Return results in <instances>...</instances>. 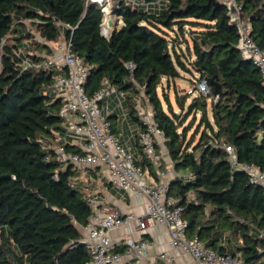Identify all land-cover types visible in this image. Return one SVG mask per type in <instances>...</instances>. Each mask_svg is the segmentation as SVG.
<instances>
[{
    "label": "trees",
    "instance_id": "obj_1",
    "mask_svg": "<svg viewBox=\"0 0 264 264\" xmlns=\"http://www.w3.org/2000/svg\"><path fill=\"white\" fill-rule=\"evenodd\" d=\"M237 2L264 49V0ZM113 10L124 25L106 38L104 13L87 0H0V264L90 261L79 225L88 223L92 205L74 179L78 168L64 166L52 148L66 131L61 101L49 90L55 70L24 64L51 52L47 41L60 35L56 21L74 27L65 33L90 69L85 84L90 94L107 78L125 92L124 109L140 124L137 98L152 106L175 170L192 175L176 176L168 185V194L178 198L175 205L182 206L188 235L240 255L243 264H264L263 187L234 168L226 150L232 145L240 161L264 170V80L239 49L226 1L165 0L161 9H150L116 0ZM180 78L192 83L206 78L211 92H180ZM108 119L119 133L118 113ZM135 163L157 177L141 147Z\"/></svg>",
    "mask_w": 264,
    "mask_h": 264
},
{
    "label": "built area",
    "instance_id": "obj_2",
    "mask_svg": "<svg viewBox=\"0 0 264 264\" xmlns=\"http://www.w3.org/2000/svg\"><path fill=\"white\" fill-rule=\"evenodd\" d=\"M87 1L101 7L104 13L101 33L106 38L124 25L123 16L113 10L116 0ZM127 1L150 9H161L165 4V0ZM225 1L231 21L239 33V49L260 69L264 80V49L252 37V24L244 17L237 0ZM109 19L113 20L112 24L108 23ZM24 21L30 23L31 20ZM56 23L60 27V35L55 42L47 41L51 52H42L43 59L40 61H31L29 58L24 61L28 67L55 70L49 90L54 98L61 101L59 114L66 129L65 134L58 137L59 143L52 145L56 159L64 166L71 164L78 169L104 166L108 179L118 189L130 195L139 194L146 201V210L142 214L132 210L124 213L112 206L91 203L92 214L89 221L81 225L83 232L81 241L89 251V264H153L154 243L150 239L144 236L137 238L130 236L123 250L117 249L112 240L110 235L112 229L127 226L131 234L133 223L134 230L138 233L157 224H164L171 242L201 264H243L240 255L219 253L206 246L199 236L188 235V221L182 216V206L175 205L178 198L168 194L169 183L164 180L167 172L162 167L160 148H166L165 134L158 126L152 106H145L140 97L137 100L136 105L142 124L137 139L143 153L152 161L157 177L149 169L135 163L136 155L122 142L123 132L115 133L108 119V115L114 110L108 109V105L104 106L103 102L113 94L117 97V108L122 109L126 117L125 92L104 78L101 86L90 94L85 86L90 69L83 58L73 52L71 38H67L65 33L66 27L71 29L74 27L62 21ZM36 36L39 41L46 42L38 33ZM127 66L132 71L135 68L133 62L127 63ZM138 88L144 95L143 87L138 85ZM188 92L210 94L211 87L206 78H201L192 83ZM212 99L217 101L218 95L214 94ZM104 108H107V113L104 112ZM67 143L78 146L80 151L68 149ZM226 150L232 166L245 171L250 181L261 185L264 190V170L254 163L240 161L232 145H227ZM47 158L51 159L52 156L48 155ZM157 257L162 264H180L168 251L158 253Z\"/></svg>",
    "mask_w": 264,
    "mask_h": 264
},
{
    "label": "crops",
    "instance_id": "obj_3",
    "mask_svg": "<svg viewBox=\"0 0 264 264\" xmlns=\"http://www.w3.org/2000/svg\"><path fill=\"white\" fill-rule=\"evenodd\" d=\"M138 100V98H137ZM105 102V103H104ZM103 102L104 106L108 105V109L115 110L118 113V125L123 132L122 142L126 146H129L136 156L140 154V146L137 142V134L141 128L139 121L133 119L129 114V111L125 109L127 113L124 117L122 109L117 108V97L111 95ZM104 112L107 113V108H104ZM160 152L164 161L163 169L167 172L165 181L170 183L174 177H183L184 179H190L192 177L188 170L176 171L171 161L170 155L167 149L161 147ZM77 175L74 177L76 184L79 185L83 192L87 193V196L91 198L90 203L97 205H108L114 208L122 210L124 213L132 210L137 214H142L146 210L145 198L139 194L130 195L124 191L118 189L107 177L106 169L104 166L97 165L94 167L79 168ZM91 180V183L89 182ZM82 181H87L84 183ZM134 223L132 224V232L129 234L127 226H120L111 230L110 235L113 242L116 245L125 244L128 237L133 236L135 238L144 236L150 239L154 246L152 248V254L155 261L153 264H162L161 260L157 257L158 253L162 251H168L176 257L180 264H201L195 261L188 253L182 250L179 246L174 245L171 240L167 228L164 224H157L153 227L146 229L143 232L138 233L134 230ZM81 230V225H79ZM82 231V230H81Z\"/></svg>",
    "mask_w": 264,
    "mask_h": 264
},
{
    "label": "rangeland",
    "instance_id": "obj_4",
    "mask_svg": "<svg viewBox=\"0 0 264 264\" xmlns=\"http://www.w3.org/2000/svg\"><path fill=\"white\" fill-rule=\"evenodd\" d=\"M191 86H192V81L189 78H180V79H178V81L176 83V87L179 89L180 92H185L186 90L188 91L189 89H191ZM168 95H169L170 100L172 101V103L174 105V108L176 110H179V106H178V104L176 103V100H175V91H174V89L172 87L168 88ZM199 116H200V113H198L197 118H199ZM82 182H84L86 184L88 183L87 181H82ZM89 182L91 183V180ZM82 195L85 198H87V199H89L91 201V198H89L87 196L86 192H82Z\"/></svg>",
    "mask_w": 264,
    "mask_h": 264
},
{
    "label": "water",
    "instance_id": "obj_5",
    "mask_svg": "<svg viewBox=\"0 0 264 264\" xmlns=\"http://www.w3.org/2000/svg\"><path fill=\"white\" fill-rule=\"evenodd\" d=\"M113 23V20L111 21V24ZM215 93L217 94L218 93V87H216L215 89ZM219 253H222L220 250H218Z\"/></svg>",
    "mask_w": 264,
    "mask_h": 264
},
{
    "label": "bare ground",
    "instance_id": "obj_6",
    "mask_svg": "<svg viewBox=\"0 0 264 264\" xmlns=\"http://www.w3.org/2000/svg\"><path fill=\"white\" fill-rule=\"evenodd\" d=\"M112 19H109L108 23H111Z\"/></svg>",
    "mask_w": 264,
    "mask_h": 264
}]
</instances>
